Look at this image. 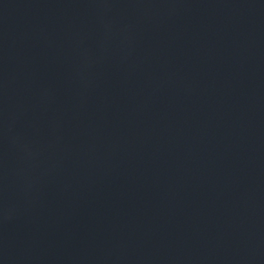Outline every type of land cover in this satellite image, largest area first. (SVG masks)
Wrapping results in <instances>:
<instances>
[{"label":"water","instance_id":"95a60500","mask_svg":"<svg viewBox=\"0 0 264 264\" xmlns=\"http://www.w3.org/2000/svg\"><path fill=\"white\" fill-rule=\"evenodd\" d=\"M0 264H264V0H0Z\"/></svg>","mask_w":264,"mask_h":264}]
</instances>
